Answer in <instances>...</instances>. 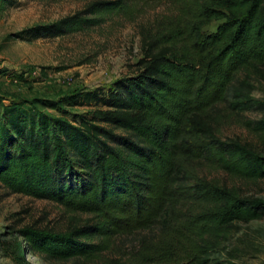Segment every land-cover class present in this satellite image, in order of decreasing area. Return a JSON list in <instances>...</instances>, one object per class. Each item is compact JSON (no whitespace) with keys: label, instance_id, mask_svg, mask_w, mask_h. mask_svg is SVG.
I'll return each mask as SVG.
<instances>
[{"label":"trees","instance_id":"16d2710c","mask_svg":"<svg viewBox=\"0 0 264 264\" xmlns=\"http://www.w3.org/2000/svg\"><path fill=\"white\" fill-rule=\"evenodd\" d=\"M168 1L171 14L141 24L137 70L106 91L58 101L0 94V184L71 212L65 230L24 226L0 240L15 264H34L28 254L78 264H228L238 223L264 216V197L200 171L214 165L232 178H264V97L253 95L254 76H264V0ZM15 2L0 0V16ZM123 11L122 0H98L14 36L71 34ZM212 21L216 30L206 31ZM65 104L93 108L71 118ZM223 111L261 113L244 121L257 140L224 139ZM135 233L127 249L116 242Z\"/></svg>","mask_w":264,"mask_h":264},{"label":"rangeland","instance_id":"374dc122","mask_svg":"<svg viewBox=\"0 0 264 264\" xmlns=\"http://www.w3.org/2000/svg\"><path fill=\"white\" fill-rule=\"evenodd\" d=\"M0 16V94L9 99L47 98L58 101L66 95L98 87L109 89L118 79L133 74L142 56L141 24H150L162 15L171 14L168 0H122L125 11L109 15L98 26L53 38L27 40L15 32L39 24L51 23L72 15L98 0H15ZM219 21H212L206 31L216 30ZM256 98L264 97V76H254ZM64 111L71 118L93 107L67 105ZM60 114L55 108H45ZM219 133L224 139L257 140L244 126L245 119L262 116L256 111L243 114L223 111ZM200 171L238 184L247 194L264 197V178L258 180L232 178L216 166ZM71 212L61 204L29 195L10 193L0 184V240L18 236L24 226L65 230ZM85 217V216H84ZM238 230L229 248L237 247L236 257L228 264H264V216L248 223H238ZM139 234L119 238L123 249L137 244ZM224 258L229 254L224 253ZM34 264H78L75 260H47L28 254ZM0 264H15L0 244Z\"/></svg>","mask_w":264,"mask_h":264}]
</instances>
